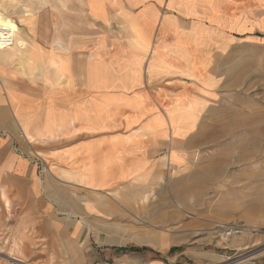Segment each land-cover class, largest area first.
<instances>
[{
    "label": "crops",
    "instance_id": "obj_1",
    "mask_svg": "<svg viewBox=\"0 0 264 264\" xmlns=\"http://www.w3.org/2000/svg\"><path fill=\"white\" fill-rule=\"evenodd\" d=\"M235 7L236 0H0L4 222H34L35 238L93 244L105 258L130 246L165 257L174 246L165 229L176 212L169 194L199 120L185 136L174 134L170 105L186 90L208 103L213 96L203 91L216 95L218 85L188 76L174 49L195 33L227 40ZM204 70V80L218 81L211 61L195 73Z\"/></svg>",
    "mask_w": 264,
    "mask_h": 264
},
{
    "label": "rangeland",
    "instance_id": "obj_2",
    "mask_svg": "<svg viewBox=\"0 0 264 264\" xmlns=\"http://www.w3.org/2000/svg\"><path fill=\"white\" fill-rule=\"evenodd\" d=\"M235 14L227 40L195 33L174 49L188 76L218 85L216 95L203 91L213 96L208 103L186 90L170 105L174 134L185 136L199 120L169 194L176 212L165 229L174 246L165 257L137 246L105 258L93 244L50 245L34 237V222L14 227L0 214V264H147L139 255L162 264H264V0H236ZM210 61L218 76L212 85L205 70L195 73ZM252 132L261 143H244Z\"/></svg>",
    "mask_w": 264,
    "mask_h": 264
},
{
    "label": "bare ground",
    "instance_id": "obj_3",
    "mask_svg": "<svg viewBox=\"0 0 264 264\" xmlns=\"http://www.w3.org/2000/svg\"><path fill=\"white\" fill-rule=\"evenodd\" d=\"M246 142H252V144L261 143L260 132L259 133L258 132L249 133V136L244 139V143ZM239 147H240V150L242 151V154L251 155V153L247 151V148L245 146L240 145Z\"/></svg>",
    "mask_w": 264,
    "mask_h": 264
},
{
    "label": "trees",
    "instance_id": "obj_4",
    "mask_svg": "<svg viewBox=\"0 0 264 264\" xmlns=\"http://www.w3.org/2000/svg\"><path fill=\"white\" fill-rule=\"evenodd\" d=\"M138 249H136L135 251H137Z\"/></svg>",
    "mask_w": 264,
    "mask_h": 264
}]
</instances>
